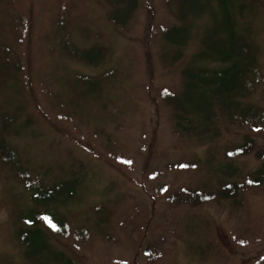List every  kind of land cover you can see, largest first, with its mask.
<instances>
[{
    "label": "rangeland",
    "instance_id": "rangeland-1",
    "mask_svg": "<svg viewBox=\"0 0 264 264\" xmlns=\"http://www.w3.org/2000/svg\"><path fill=\"white\" fill-rule=\"evenodd\" d=\"M249 2L254 11L244 17L246 40L257 46L264 77V0ZM168 9L165 0H139L136 14L121 29L95 0H0V47L11 43L5 31L12 28L11 20L24 19L22 37L11 43L23 63V87L12 84L5 90L0 83V119L7 100H12L8 108L22 106L15 128L31 119L26 130L6 138L34 177L51 181L72 171L87 176L79 199L59 206L71 233L52 239L74 264H264V183L246 187L235 205L223 199L190 206L170 199L181 187H217L228 163L235 169L233 179L259 168L255 150L233 160L225 151L245 134L264 151V126L219 121L220 135L204 142L173 131L162 90L180 88V70L198 41L188 42L182 60L163 64L160 56L167 47L161 28L178 22ZM205 20L198 19L193 29ZM62 39L84 48L104 44L105 62L91 67L65 56ZM104 69L113 75L92 89L76 73ZM246 100L264 109V80ZM100 127L106 135L94 132ZM188 161H196V168L178 167ZM24 193L20 179L0 160V264H31L14 233L13 209L28 202ZM102 205L108 219L97 223ZM80 225L89 228L88 239L74 237Z\"/></svg>",
    "mask_w": 264,
    "mask_h": 264
},
{
    "label": "trees",
    "instance_id": "trees-1",
    "mask_svg": "<svg viewBox=\"0 0 264 264\" xmlns=\"http://www.w3.org/2000/svg\"><path fill=\"white\" fill-rule=\"evenodd\" d=\"M95 1L106 7L105 18L121 29L126 28L139 8V0ZM165 3L178 22L161 28L160 35L167 47L160 56L163 64L170 66L182 60L188 42L192 38L198 41L196 51L180 70V88L172 90L164 87L162 90L163 99L172 110L173 131L179 137L204 142L220 135L219 121L227 126L263 127L264 109L246 100L264 80L259 68L257 46L246 40L249 26L245 24L244 17L254 11V4L249 0H165ZM201 18L206 20L193 29L195 22ZM11 21L12 28L7 27L5 31L13 37V44L22 37L20 30L23 29L24 19L21 15ZM15 25H20L19 32L13 30ZM11 43L5 42L0 47V83H5V90L12 84H20L23 70V63ZM60 46L65 56L91 67L101 66L106 60L107 48L99 42L84 48L62 39ZM76 73L78 79L92 89L113 75V70L104 69L93 75ZM20 87L23 86L20 84ZM11 101H5V116L0 119V160L20 179L28 199L25 206L18 205L13 209L16 240L23 248L24 258L31 264H74L72 257L57 248L52 239L71 233L69 217L59 210V206H67L79 199L87 176L84 172L76 174L72 171L67 178L51 181L39 175L34 177L18 149L6 138V133L17 136L26 130L31 120L27 116L25 122L15 128L17 112L22 111V106L8 108ZM94 132L106 135L103 127L94 129ZM252 151L262 160L255 171L245 173L241 179H233L235 169L228 163L222 170L224 177H219L217 187H181L171 193L170 199L175 204L190 206L223 199L235 205L246 187L264 183V151L256 148L254 139L247 134L241 142L225 151L228 160ZM196 166V161L178 163V167L183 169ZM107 213L106 206H99L97 223L107 220ZM49 220L55 228L49 225ZM73 235L76 240L88 239L89 228L76 226Z\"/></svg>",
    "mask_w": 264,
    "mask_h": 264
},
{
    "label": "snow or ice",
    "instance_id": "snow-or-ice-1",
    "mask_svg": "<svg viewBox=\"0 0 264 264\" xmlns=\"http://www.w3.org/2000/svg\"><path fill=\"white\" fill-rule=\"evenodd\" d=\"M48 223H49V225H50L51 227L55 228V225L52 224L51 220H49Z\"/></svg>",
    "mask_w": 264,
    "mask_h": 264
}]
</instances>
